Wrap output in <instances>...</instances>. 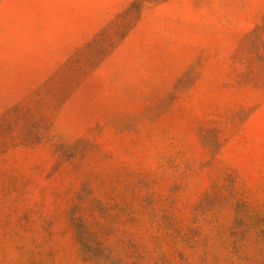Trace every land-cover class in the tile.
Wrapping results in <instances>:
<instances>
[{
  "label": "rangeland",
  "instance_id": "374dc122",
  "mask_svg": "<svg viewBox=\"0 0 264 264\" xmlns=\"http://www.w3.org/2000/svg\"><path fill=\"white\" fill-rule=\"evenodd\" d=\"M0 264H264V0H0Z\"/></svg>",
  "mask_w": 264,
  "mask_h": 264
}]
</instances>
